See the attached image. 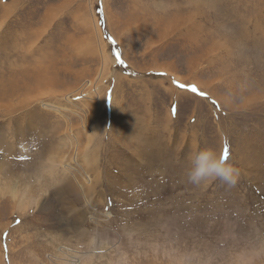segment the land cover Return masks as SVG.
I'll list each match as a JSON object with an SVG mask.
<instances>
[{
    "label": "rangeland",
    "instance_id": "rangeland-1",
    "mask_svg": "<svg viewBox=\"0 0 264 264\" xmlns=\"http://www.w3.org/2000/svg\"><path fill=\"white\" fill-rule=\"evenodd\" d=\"M225 145L239 183L190 184L194 154ZM50 154L68 172L36 212L0 196V264H59L45 235L83 242L108 211L111 242L264 238V0H0L4 192Z\"/></svg>",
    "mask_w": 264,
    "mask_h": 264
},
{
    "label": "bare ground",
    "instance_id": "bare-ground-1",
    "mask_svg": "<svg viewBox=\"0 0 264 264\" xmlns=\"http://www.w3.org/2000/svg\"><path fill=\"white\" fill-rule=\"evenodd\" d=\"M90 130L94 134V125L90 127ZM71 135L73 134L71 133ZM68 136L70 135L67 131L65 139L66 141H71L73 137L71 136L70 138ZM62 143H64V140ZM87 150L88 148L82 154ZM36 162L30 173L24 177L22 176L23 178L14 183L7 192H4L6 191V185L4 180L0 178V196L2 197L4 193H9V198H11L14 205L13 210L19 215L26 213L29 208H33L36 212V207L48 186L54 181V176L58 172L61 175H66L68 172L66 167L65 169L60 167L61 169L58 170V167L61 166V158L51 154L43 162L42 160ZM83 162L85 161L83 160ZM87 164L88 161L86 162ZM91 217L96 229L99 227L97 230L101 232L89 233L90 235H87L88 237H85L86 240L83 242L75 240L60 249L54 237L55 235H45L48 238L47 242L55 249L53 256L58 260L59 264H134L135 259L131 262V257H128L126 249H129L133 256L145 258L146 262L144 264H252L255 259L264 257V238L258 235L251 238H237V236L234 237L232 235L227 236L226 239L223 237L227 245L217 250L216 246L214 244L210 245V243L209 245L197 243L187 246L168 231H165L164 236L159 240L152 239L149 234L144 235L141 229L134 232L124 227L119 232L114 233L117 238L115 242H111L100 235L104 231L103 228L108 227L107 224L115 221L113 214L108 211L100 213L99 216L92 215ZM219 245L221 246V244ZM47 257L50 260L52 256ZM135 258L137 259V257Z\"/></svg>",
    "mask_w": 264,
    "mask_h": 264
},
{
    "label": "clouds",
    "instance_id": "clouds-1",
    "mask_svg": "<svg viewBox=\"0 0 264 264\" xmlns=\"http://www.w3.org/2000/svg\"><path fill=\"white\" fill-rule=\"evenodd\" d=\"M186 176L193 186L220 181L228 187H235L240 181L241 169L214 149L205 148L194 154Z\"/></svg>",
    "mask_w": 264,
    "mask_h": 264
},
{
    "label": "snow or ice",
    "instance_id": "snow-or-ice-1",
    "mask_svg": "<svg viewBox=\"0 0 264 264\" xmlns=\"http://www.w3.org/2000/svg\"><path fill=\"white\" fill-rule=\"evenodd\" d=\"M109 39H111V38H109ZM115 56H116V62L118 63V64H123L124 63V61L121 59V57H120V54L117 52V53H115ZM173 83L174 84H177V86L179 87V88H181V89H187V90H189V91H191V92H193V93H197L198 92V89L196 88V86L195 85H184V84H179L177 81H173ZM198 94L199 95H201V96H204V95H206L205 93H203V92H198ZM215 103V102H214ZM175 110L173 109V112H174ZM222 157L224 158V159H229V149H228V147L225 145L224 146V148H223V151H222Z\"/></svg>",
    "mask_w": 264,
    "mask_h": 264
}]
</instances>
